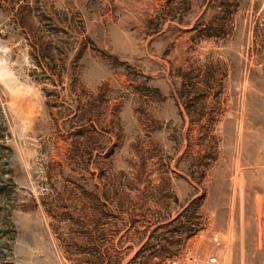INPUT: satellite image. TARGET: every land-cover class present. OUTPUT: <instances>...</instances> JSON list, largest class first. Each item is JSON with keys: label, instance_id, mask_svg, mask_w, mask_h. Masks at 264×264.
Returning <instances> with one entry per match:
<instances>
[{"label": "rangeland", "instance_id": "374dc122", "mask_svg": "<svg viewBox=\"0 0 264 264\" xmlns=\"http://www.w3.org/2000/svg\"><path fill=\"white\" fill-rule=\"evenodd\" d=\"M31 47L87 49L54 87ZM101 183L153 224L124 264H264V0H0V264H72L43 201Z\"/></svg>", "mask_w": 264, "mask_h": 264}, {"label": "trees", "instance_id": "16d2710c", "mask_svg": "<svg viewBox=\"0 0 264 264\" xmlns=\"http://www.w3.org/2000/svg\"><path fill=\"white\" fill-rule=\"evenodd\" d=\"M78 40L80 39L78 38ZM31 48L36 83L54 87H58L59 78L64 79L66 56L78 50L76 57L79 59L84 54L85 48L87 49V47H83V49L82 47ZM57 50L62 58L61 65L57 62L47 64L46 61L52 58L53 51ZM57 99L58 97L55 103H57ZM52 108L54 109L55 105ZM83 113L87 112L83 111ZM76 149L80 151L81 145ZM112 154L108 155L106 159L109 160L113 156ZM50 164L49 176L59 177L64 174L66 162H51ZM104 170V165H102L100 181L105 179ZM82 171L89 172L88 165H85ZM93 189L92 192H87L83 187L63 185L61 191L44 199L43 207L51 219L52 230L59 241L65 259L72 264H124L121 253L132 250V248L124 250L125 247H122L121 251L118 249L119 243H123L121 239L125 238L121 235L125 230L129 235H131L132 230L137 231L139 223L135 219L140 214L145 219L142 224H145L143 228L146 232L137 231V234L145 236L147 231L153 228V224L149 220L148 210L141 209L143 212L137 210L131 197L125 195L119 185L109 186L101 183L94 185ZM81 194L84 195V198ZM125 215L131 217L129 225L123 223ZM168 227L169 225L166 224H158L157 230H165ZM180 230L176 232H181L184 239L180 240L178 245H183L186 240L199 232L192 226H182ZM118 240L119 242L116 244ZM91 257L94 259L93 263L90 261ZM152 260L153 256H150L143 264H152Z\"/></svg>", "mask_w": 264, "mask_h": 264}, {"label": "built area", "instance_id": "2783aa9c", "mask_svg": "<svg viewBox=\"0 0 264 264\" xmlns=\"http://www.w3.org/2000/svg\"><path fill=\"white\" fill-rule=\"evenodd\" d=\"M215 242H218V239H215ZM207 264H221L217 257H209Z\"/></svg>", "mask_w": 264, "mask_h": 264}]
</instances>
